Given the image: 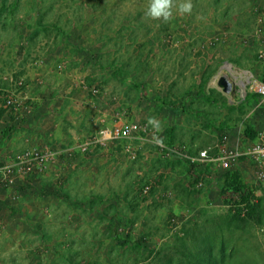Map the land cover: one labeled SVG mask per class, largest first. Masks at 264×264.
Here are the masks:
<instances>
[{"label":"rangeland","instance_id":"1","mask_svg":"<svg viewBox=\"0 0 264 264\" xmlns=\"http://www.w3.org/2000/svg\"><path fill=\"white\" fill-rule=\"evenodd\" d=\"M192 3L163 23L148 0H0V264H264L247 154L264 97L239 84L264 85V0ZM134 123L146 132L98 142ZM223 148L245 155L198 162ZM31 151L56 155L16 171Z\"/></svg>","mask_w":264,"mask_h":264},{"label":"built area","instance_id":"2","mask_svg":"<svg viewBox=\"0 0 264 264\" xmlns=\"http://www.w3.org/2000/svg\"><path fill=\"white\" fill-rule=\"evenodd\" d=\"M247 86H249L257 94H260L264 97V85H262L261 83L249 81V84ZM145 132L146 130L140 124L134 123L122 128H117L112 131L102 132L98 142H100L101 145H106L107 142L112 139H133L137 135L143 134ZM170 150L174 154H182L181 156H186L182 151H179L177 149ZM247 154L251 156L260 166L261 171L259 173V178L261 179L262 177H264V137L259 138V140H257L252 146H250ZM55 155V152L51 151H47L44 153H41L39 151L25 152L16 157V162L14 163L13 167L18 172H31L33 168L42 171L46 168L47 164L55 157ZM243 155H245V153H242L239 149H232L228 151V149L223 148L220 151V155L216 158L210 159L208 152L202 151L199 153L197 160L198 162H218L223 169H230L232 165L237 163V161ZM14 171L12 169H7L2 173L5 185H14L15 179L11 176ZM197 187H204L203 181H198Z\"/></svg>","mask_w":264,"mask_h":264},{"label":"clouds","instance_id":"3","mask_svg":"<svg viewBox=\"0 0 264 264\" xmlns=\"http://www.w3.org/2000/svg\"><path fill=\"white\" fill-rule=\"evenodd\" d=\"M192 11V0H148L145 16L153 21L168 23L175 15H191ZM150 123L159 129L160 125L154 118Z\"/></svg>","mask_w":264,"mask_h":264},{"label":"water","instance_id":"4","mask_svg":"<svg viewBox=\"0 0 264 264\" xmlns=\"http://www.w3.org/2000/svg\"><path fill=\"white\" fill-rule=\"evenodd\" d=\"M218 88L222 89V91L227 94L231 95L235 91V82L226 76L220 77L217 83Z\"/></svg>","mask_w":264,"mask_h":264},{"label":"bare ground","instance_id":"5","mask_svg":"<svg viewBox=\"0 0 264 264\" xmlns=\"http://www.w3.org/2000/svg\"><path fill=\"white\" fill-rule=\"evenodd\" d=\"M225 70H227L228 72H231L233 73V69H232V66L230 64H226L225 67H224ZM249 81L248 78L245 80V81H241L239 84L240 86L242 87V90H241V95L242 96H245V87L249 84Z\"/></svg>","mask_w":264,"mask_h":264}]
</instances>
